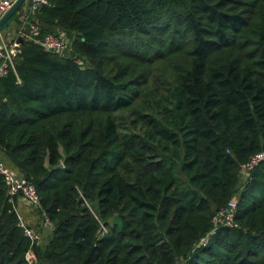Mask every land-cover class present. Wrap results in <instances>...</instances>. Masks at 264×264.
Wrapping results in <instances>:
<instances>
[{"label":"trees","instance_id":"obj_1","mask_svg":"<svg viewBox=\"0 0 264 264\" xmlns=\"http://www.w3.org/2000/svg\"><path fill=\"white\" fill-rule=\"evenodd\" d=\"M46 2L27 21L69 52L22 42L0 150L52 237L25 236L0 176V264H264V162L240 183L264 151V0ZM231 200L238 227L210 235Z\"/></svg>","mask_w":264,"mask_h":264},{"label":"built area","instance_id":"obj_2","mask_svg":"<svg viewBox=\"0 0 264 264\" xmlns=\"http://www.w3.org/2000/svg\"><path fill=\"white\" fill-rule=\"evenodd\" d=\"M13 3L14 2L10 1H0V20L10 9ZM46 3V0H30V4L26 9V14H24L21 19L22 24L17 27L15 38L12 41H7L2 30H0V78L5 76L10 69L14 68V61L21 54V45L25 40L33 41L44 51L50 53L52 52L60 56H63L65 55V53L69 52L67 44L65 43L64 34H46L41 37L39 28L35 24L28 23L27 21V17L29 15H33L42 5H46ZM263 162L264 151L254 154L249 158L247 162L242 164L240 166V183L243 185L246 182H249L251 173L254 168ZM0 176L4 180L10 198L18 197L23 202L38 209L46 224L51 226L50 222L45 217V214L40 211L39 197L34 185L30 181H28V179H26L23 175H19L8 169L1 162ZM236 208V201L231 200L225 207L217 211L212 219V223L215 227L213 228L210 235L214 233L216 228L218 227H238V225L235 223ZM20 227L24 230L25 236L28 237L31 242L36 243V241L38 240L37 233L31 228L24 226L21 221ZM105 232L106 229L102 228V234ZM208 236L202 239L200 243L204 245L208 241ZM26 260L28 262H31L33 260V255L31 253H28L26 255Z\"/></svg>","mask_w":264,"mask_h":264},{"label":"crops","instance_id":"obj_3","mask_svg":"<svg viewBox=\"0 0 264 264\" xmlns=\"http://www.w3.org/2000/svg\"><path fill=\"white\" fill-rule=\"evenodd\" d=\"M7 1L14 2L15 0H7ZM27 6H25L20 10L19 12L20 15L25 14ZM13 30L15 32H13ZM16 31H17V26L14 23H8V22L5 24V26L2 29V32L7 41H12L15 38ZM0 162L3 165H5V167L18 174L12 162L4 155V153L1 150H0ZM16 212L21 223L24 226L31 228L37 233L38 235V240L36 241L37 246L40 249L45 248V246L48 244V242L52 237V227L46 224L38 209L23 202L20 198L17 197Z\"/></svg>","mask_w":264,"mask_h":264},{"label":"water","instance_id":"obj_4","mask_svg":"<svg viewBox=\"0 0 264 264\" xmlns=\"http://www.w3.org/2000/svg\"><path fill=\"white\" fill-rule=\"evenodd\" d=\"M7 1V0H3ZM30 4V0H15L10 9L6 12V14L2 17L0 20V30L3 29L5 24L8 22V20L15 14L17 13L20 9L24 8L25 6ZM13 32H15L13 30ZM21 42V41H19ZM66 44H68V40L65 41ZM21 175V174H19Z\"/></svg>","mask_w":264,"mask_h":264}]
</instances>
